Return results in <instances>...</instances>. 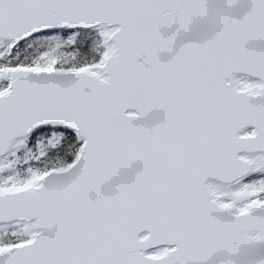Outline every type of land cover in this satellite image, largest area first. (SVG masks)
Returning <instances> with one entry per match:
<instances>
[{"label": "snow or ice", "instance_id": "obj_1", "mask_svg": "<svg viewBox=\"0 0 264 264\" xmlns=\"http://www.w3.org/2000/svg\"><path fill=\"white\" fill-rule=\"evenodd\" d=\"M0 264H264V0H0Z\"/></svg>", "mask_w": 264, "mask_h": 264}]
</instances>
